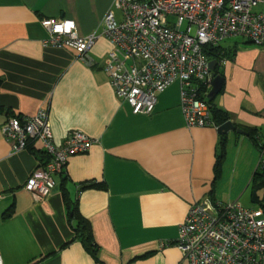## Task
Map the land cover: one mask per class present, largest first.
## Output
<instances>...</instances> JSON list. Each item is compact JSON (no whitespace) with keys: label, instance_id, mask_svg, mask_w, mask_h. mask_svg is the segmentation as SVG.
Returning a JSON list of instances; mask_svg holds the SVG:
<instances>
[{"label":"crops","instance_id":"1","mask_svg":"<svg viewBox=\"0 0 264 264\" xmlns=\"http://www.w3.org/2000/svg\"><path fill=\"white\" fill-rule=\"evenodd\" d=\"M108 11L122 19L117 0H0L3 264H188L176 242L191 203L222 199L218 184L229 180L227 170L238 167L243 154L248 165L254 162L257 147L249 135L186 125L178 82L159 95L152 114L132 112L105 69L114 47L102 33ZM49 17L73 19L79 35L99 34L88 53L91 63L74 48L44 44L50 33L42 20ZM232 38L221 43L224 56L217 65L224 84L215 104L235 126L256 128L262 143L264 47ZM40 109L48 112L57 145L71 130L97 141L88 152L70 156L50 195L36 202L25 183L48 155L38 139L15 151L2 125ZM223 135L225 156L215 181ZM62 183L91 224L94 252L75 235L77 220L68 218ZM9 208L12 215L3 218Z\"/></svg>","mask_w":264,"mask_h":264},{"label":"built area","instance_id":"2","mask_svg":"<svg viewBox=\"0 0 264 264\" xmlns=\"http://www.w3.org/2000/svg\"><path fill=\"white\" fill-rule=\"evenodd\" d=\"M119 20L108 11L102 33L114 47L105 62L117 96L134 114H152L158 98L180 84V106L188 127L219 125L212 120L207 94L213 75L205 48L241 36L264 47V0H117ZM50 38L45 45L71 47L91 63L89 51L99 34L79 35L73 19L42 20ZM218 64V63H217ZM206 98H202V94ZM15 151L40 140L48 160L29 175L25 189L43 202L56 186L70 156L89 151L97 141L71 130L64 142L53 139L48 112L26 118L10 116L2 125ZM262 159V158H261ZM176 245L188 264H264V212L234 201L205 198L191 203ZM0 264H3L0 256Z\"/></svg>","mask_w":264,"mask_h":264},{"label":"trees","instance_id":"3","mask_svg":"<svg viewBox=\"0 0 264 264\" xmlns=\"http://www.w3.org/2000/svg\"><path fill=\"white\" fill-rule=\"evenodd\" d=\"M245 41H248L245 39ZM224 48H222L221 43L218 45H211L207 46L205 48L206 55L209 57L210 60L216 59L217 63L223 59L224 56ZM215 72L218 74V65H216ZM202 98H206V95L203 93ZM210 104V109H211V115H212V120L215 122L217 125H222L226 121L230 120V116L228 113L223 111L222 109L218 108L217 105L215 104V99L214 100H208ZM22 119L20 115H14ZM237 127V126H236ZM247 131H249V137L253 141L254 145L257 147V149L261 153V161L259 163L258 168L256 169L253 178H252V193H251V201L255 204H257L258 208H261L264 212V142H260L259 137H258V131L256 128H247ZM221 140V149L220 153L217 158L216 162V169H215V181L220 175V167L223 162L224 156H225V135H223ZM32 142L28 144L27 147H31ZM64 173V172H63ZM66 178L63 179L65 181ZM90 185H96L93 183H89ZM262 191V194L260 193ZM62 195L63 199L66 204L67 208V215L69 220H77V224L74 227L75 235L77 238H79L84 245L90 250V251H95L96 250V244L92 239V234H91V224L90 222L83 217L80 212L78 211L75 202L71 200L68 194V190L66 189L64 183H62ZM13 209L9 208L7 211L3 213V218H8L12 215Z\"/></svg>","mask_w":264,"mask_h":264},{"label":"rangeland","instance_id":"4","mask_svg":"<svg viewBox=\"0 0 264 264\" xmlns=\"http://www.w3.org/2000/svg\"><path fill=\"white\" fill-rule=\"evenodd\" d=\"M236 40H245V38L241 36H234ZM227 38L226 40L222 41L223 45H227L226 43L229 41H233V38ZM231 154H229L230 157ZM260 152L255 148V158L252 165H248V160L246 159L245 154L240 156V164L238 167L233 165L229 170H227V174L229 175V180L226 182H221L218 184V191L220 201L225 203H231L234 201L239 202L244 207H257V204L251 201V191H252V183L250 184L252 175L254 171L259 166L260 162ZM236 157V156H235ZM235 163H237L236 159ZM239 161V160H238ZM225 169V166H224ZM226 173V169H225ZM241 174V179L238 177V174ZM247 175L245 179H242L244 175ZM223 181V180H222Z\"/></svg>","mask_w":264,"mask_h":264},{"label":"water","instance_id":"5","mask_svg":"<svg viewBox=\"0 0 264 264\" xmlns=\"http://www.w3.org/2000/svg\"><path fill=\"white\" fill-rule=\"evenodd\" d=\"M216 65H217L216 59L210 60L209 66H210V69L212 70L213 81H212V87L207 94L208 100H214L216 96L221 92L223 84H224V77L221 74L219 73L217 74L215 72ZM217 130L221 134H226L229 131H236L239 134L249 135V131L236 127L235 124L231 120H228L222 125H220Z\"/></svg>","mask_w":264,"mask_h":264}]
</instances>
